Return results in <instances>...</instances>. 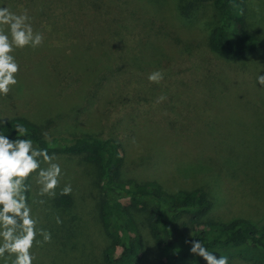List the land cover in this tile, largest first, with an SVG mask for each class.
<instances>
[{
    "label": "rangeland",
    "instance_id": "rangeland-1",
    "mask_svg": "<svg viewBox=\"0 0 264 264\" xmlns=\"http://www.w3.org/2000/svg\"><path fill=\"white\" fill-rule=\"evenodd\" d=\"M0 4L26 11L43 37L35 49L14 51L18 83L0 96V120L24 115L47 139L112 138L121 146L123 178L155 181L168 191L203 189L209 218L264 223V88L256 84L257 74L264 75V0H245V25L258 44L241 60L209 48L219 23L212 0ZM156 70L163 79L150 83L147 76ZM48 152L64 179L54 197L36 196L31 181L33 213L52 235L49 243L34 245L35 264H105L109 240L96 167L84 155ZM64 182L73 189L66 196L59 194ZM151 207L130 209L141 243L136 264H161L147 227ZM179 225L191 233L187 214ZM232 263L250 264L240 258Z\"/></svg>",
    "mask_w": 264,
    "mask_h": 264
},
{
    "label": "trees",
    "instance_id": "trees-1",
    "mask_svg": "<svg viewBox=\"0 0 264 264\" xmlns=\"http://www.w3.org/2000/svg\"><path fill=\"white\" fill-rule=\"evenodd\" d=\"M218 9L219 23L209 37V48L228 60H241L254 52L257 36L245 25V0H212ZM0 125V134L15 136L14 128L23 125L33 144L47 150L84 155L97 169L103 199L100 220L109 240L103 250L105 264H136L141 243L132 224L130 209L146 210L149 236L155 242L161 264H206L189 252L192 239L207 243L209 251L225 255L229 264L240 258L250 264H264V223L237 217L228 221L208 217L210 203L203 189L168 191L158 182L123 178L121 146L112 138L90 134L47 139L39 124L24 115H14ZM63 202L68 200L63 197ZM189 216L190 234L181 232L179 219ZM187 241V242H186Z\"/></svg>",
    "mask_w": 264,
    "mask_h": 264
},
{
    "label": "clouds",
    "instance_id": "clouds-1",
    "mask_svg": "<svg viewBox=\"0 0 264 264\" xmlns=\"http://www.w3.org/2000/svg\"><path fill=\"white\" fill-rule=\"evenodd\" d=\"M42 39V34L33 30L26 11L17 14L0 4V96L7 95L18 83L19 64L14 51L25 47L35 49L42 44ZM162 79L159 70L147 76L150 83H159ZM257 83L259 88H264V75L257 74ZM163 99L161 96L157 102ZM4 124L0 120V125ZM13 130V138L0 134V264H35L34 245L49 243L52 235L39 226V219L33 213L29 201H37L31 197V181L38 186L36 196L54 197L64 179V171L54 153L34 146L23 125L17 124ZM72 190V185L64 182L59 194L66 196ZM38 203L43 204L44 200ZM54 219L57 225L62 223L59 216ZM190 244L189 252L206 264H229L227 256L209 251L205 241L192 239Z\"/></svg>",
    "mask_w": 264,
    "mask_h": 264
}]
</instances>
